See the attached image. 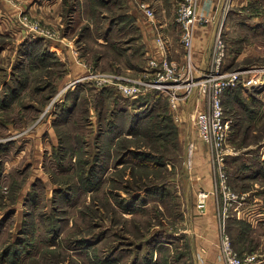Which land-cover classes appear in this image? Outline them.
<instances>
[{
    "label": "rangeland",
    "instance_id": "1",
    "mask_svg": "<svg viewBox=\"0 0 264 264\" xmlns=\"http://www.w3.org/2000/svg\"><path fill=\"white\" fill-rule=\"evenodd\" d=\"M181 2L0 0V264H196L199 232L223 263L226 234L264 264V76L244 85L264 67V0H198L208 21L193 26L214 31L193 73L209 66L218 28L226 71L246 72L221 97V164L194 122L198 86L172 106L99 79L146 78L155 30L148 42L141 25L157 17L183 61Z\"/></svg>",
    "mask_w": 264,
    "mask_h": 264
},
{
    "label": "built area",
    "instance_id": "2",
    "mask_svg": "<svg viewBox=\"0 0 264 264\" xmlns=\"http://www.w3.org/2000/svg\"><path fill=\"white\" fill-rule=\"evenodd\" d=\"M198 0H182L178 7L177 19L181 23L180 44L184 49L183 61L180 62L171 58L168 52L167 40L158 26H153L155 30V42L160 57L151 54L148 57L145 67V79L124 81L120 76L106 75L111 79L101 78L102 82L114 81L117 89L125 97L135 98L148 91H156L164 98L170 99L172 106L180 99H185L193 87L198 86L200 92L204 94V109L197 110L194 122L197 126L201 139L214 151L216 159L220 164L227 152L228 142V122L223 117L222 94L226 88L238 85L239 78L246 73L242 70L226 71L224 67L226 42L222 38L221 28L217 29L211 52L209 66L198 74L193 73L192 45L193 29L196 22H207L206 13L197 10ZM146 15L154 18V13L150 8L143 5ZM177 52V50H175ZM254 74L244 85L255 86L259 84V79L264 76V67H255L251 70ZM101 75V74H100ZM85 78V77H83ZM76 79L73 82L80 81ZM243 83V82H242ZM243 85V84H242ZM243 85V86H244ZM228 153V152H227ZM226 177L220 173L219 186L226 189ZM207 193L199 192V198L204 199ZM221 258L225 264H253L254 256L247 255L240 257L230 247L228 236L222 234L221 237Z\"/></svg>",
    "mask_w": 264,
    "mask_h": 264
},
{
    "label": "crops",
    "instance_id": "3",
    "mask_svg": "<svg viewBox=\"0 0 264 264\" xmlns=\"http://www.w3.org/2000/svg\"><path fill=\"white\" fill-rule=\"evenodd\" d=\"M211 12V11H210ZM212 14L216 13V11H212ZM161 15V14H160ZM161 20L162 23H168V25L170 26V22L167 19H162L160 17H157V20ZM156 20V21H157ZM151 21V20H149ZM156 21H153L151 23L147 24H142L141 26V30L143 31V33L146 35V41H150L148 37L149 34L152 33V29L154 30V26H158L159 29L161 30V27L163 26V24L160 25V23L157 24ZM154 23V24H153ZM164 33V36L167 39H170V36L168 35L167 29L161 30ZM213 31H214V27L213 25H195L194 30H193V45H192V54L194 57V60L196 63L202 64L203 61H205L207 59L208 56V52H206V50H208L209 47V40L210 38L213 36ZM151 42L153 43L152 39ZM154 52L158 57L160 56L159 52H158V48L157 45L155 44V48H154ZM203 68V67H202ZM76 69L80 70L79 67H76ZM205 234H202V232H199V236L197 238V241L199 242H203V245H206L208 247H201L199 249L196 248V251H194V249H192V253L195 254V260H196V264H215V260L219 263V264H224L222 262V260L219 258V256L217 257L216 251L214 252V250L216 249L215 247L218 246L217 244V240L214 239H207L205 238V236H203ZM199 242H197L199 244ZM218 250V249H217ZM219 252V250H218ZM218 254V253H217ZM215 257V258H214Z\"/></svg>",
    "mask_w": 264,
    "mask_h": 264
},
{
    "label": "bare ground",
    "instance_id": "4",
    "mask_svg": "<svg viewBox=\"0 0 264 264\" xmlns=\"http://www.w3.org/2000/svg\"><path fill=\"white\" fill-rule=\"evenodd\" d=\"M263 77V76H262Z\"/></svg>",
    "mask_w": 264,
    "mask_h": 264
}]
</instances>
